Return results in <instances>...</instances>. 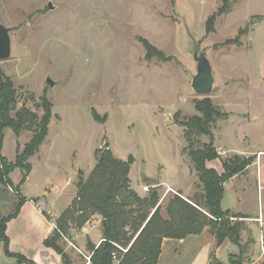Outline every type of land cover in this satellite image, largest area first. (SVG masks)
<instances>
[{"label":"rangeland","instance_id":"rangeland-1","mask_svg":"<svg viewBox=\"0 0 264 264\" xmlns=\"http://www.w3.org/2000/svg\"><path fill=\"white\" fill-rule=\"evenodd\" d=\"M245 1L0 0V22L10 28L11 44L10 57L0 61V72L14 86L16 109L24 107L40 117L45 95L52 112L45 141L28 159L32 167L28 181L20 183L23 171L17 168L9 176L11 187L0 185V217L13 212L19 197L40 196L44 190L41 199H48L50 208L45 212L56 228L57 218L76 196L77 183L93 169L101 146L118 159L133 161L130 180L134 186L148 187L144 196L157 192L161 215L175 194H167L166 185L150 187L151 183L172 185L185 198L201 195L179 125L198 115L195 104L205 98L191 89L196 74L192 55L199 50L205 53L214 78L206 97L224 114L211 126L220 158L206 166L221 173L224 160L251 158L246 171L224 185L221 209L247 217L241 234L243 264H261L264 257L258 254L257 239L264 236V122L250 121L249 114L260 109L252 107L255 83L246 70L245 50L252 21L247 9L262 0ZM212 16L208 32L207 20ZM142 40L166 59H147ZM47 77L52 86L46 84ZM223 101L234 102L226 111L240 112L238 103L246 109L229 120ZM258 101L264 104V92L260 91ZM92 109L106 119L95 121ZM31 136L30 131L15 136L6 129L0 155L14 163L16 150L21 151ZM195 139L209 142L205 136ZM143 176L150 182H144ZM259 216L261 223L256 221ZM15 230L22 235L27 229ZM28 232L40 239L39 226ZM200 235L186 246L188 251L180 250L167 263L189 264L192 259L193 264H210L212 253L220 264H230L229 258L239 254V248L228 241L215 247ZM79 237L80 229L74 228L60 245L74 264H85L90 254L79 252ZM15 262L4 256L0 243V264Z\"/></svg>","mask_w":264,"mask_h":264},{"label":"trees","instance_id":"trees-1","mask_svg":"<svg viewBox=\"0 0 264 264\" xmlns=\"http://www.w3.org/2000/svg\"><path fill=\"white\" fill-rule=\"evenodd\" d=\"M213 16L207 20L209 32ZM241 34V33H240ZM226 44L231 43L226 41ZM236 43V40H234ZM146 58L166 59L164 54L146 40H142ZM16 91L11 80L0 72V152L6 129L15 136L22 131H30L32 136L23 149L16 150L15 162L10 163L0 155V185L9 189V175L15 169L23 171L20 183L23 184L31 171L28 159L35 155L45 141L48 125L52 118L51 103L45 95L41 97L42 115L39 117L28 109H16ZM198 115L180 122L187 142L185 152L192 169L196 172L202 189L201 195L183 199L181 193L171 196L164 205L166 218L161 215L162 207L158 203L156 191L140 197L132 190L129 170L132 160L123 161L113 156L105 147L95 153V165L87 179L77 183V192L71 203L56 220V228L43 241V246L52 249L60 256L61 264H72L69 256L60 245L62 238L74 228L81 229L95 215L100 216L102 241L98 246L87 242L90 264H158L163 239L182 240L188 236L207 232L214 238L216 246L223 241L237 246L239 254L229 258L230 264H243L244 252L241 234L247 217L221 209L224 185L230 179L241 175L251 164V158L235 156L221 163L222 172L206 166L207 162L218 160L220 154L213 146L212 124L224 114L213 105L208 97L196 102ZM91 115L95 121L102 122L94 109ZM205 136L208 143H201L195 137ZM194 144H200L193 147ZM25 198L19 197L13 212L0 217V243L6 257L16 259L17 264H36L21 254L9 251V239L6 235L7 223L17 216ZM47 220L48 215L42 213ZM117 247L126 249L123 253ZM116 253L115 263L111 254ZM210 264H220L211 253ZM264 264V261L261 263Z\"/></svg>","mask_w":264,"mask_h":264},{"label":"crops","instance_id":"crops-1","mask_svg":"<svg viewBox=\"0 0 264 264\" xmlns=\"http://www.w3.org/2000/svg\"><path fill=\"white\" fill-rule=\"evenodd\" d=\"M247 2H249V0L245 1V3ZM254 4L255 6H253L252 4L247 9V12L250 13L248 15L252 18V21H251V25L249 24L251 26V29L248 33V39H247L248 50H245V52L249 56L247 62L248 66H246V70H249V74L253 76L252 80L255 83L256 93L254 94V102H252L253 103L252 105L254 106L252 107L255 109H260V111L256 113H250L249 116H250V121L254 123L259 122L260 124H262L264 122V104H259L258 99L260 96V91H262V94L264 92V0L258 3L255 2ZM253 20L256 21L253 22ZM243 63L245 62L243 61ZM231 103L234 102L223 101V107L225 110L224 112L229 115V120H231L230 118L234 116L233 114H242L243 111L246 109L245 107L242 106L241 103H238L239 107L241 108L240 112L226 111L225 107H228L229 105H231ZM31 172H32V167L25 182L28 181ZM128 177H130V172ZM143 178L146 179L144 180V182H150L149 180L150 178L146 176H143ZM159 185L167 186L166 188L167 194L169 193L177 194L176 191L183 192L182 190L174 188L172 187V185H167L164 182L160 184L151 183L150 187H159ZM130 186L132 190H134L138 194V196L144 197L145 194L143 193V186L138 185V183L137 185L135 184L134 186L131 180H130ZM44 193L45 191L43 190L40 193V196H36V197L23 196V198H25V202L21 205L17 216L12 218L7 223L6 226V235L9 239V251L11 253L21 254L27 259L34 261L36 264H61L60 256L57 255L52 249L43 246L44 239L48 237L51 234V232L54 230L51 221L47 220L46 217L42 214L43 212H45V210H47L48 212L50 209L48 204V199L46 200L41 199V196ZM182 198L186 200L185 197ZM73 199L74 197L71 198L67 206L71 203ZM232 213L239 214L236 212H232ZM162 216L166 218L165 214ZM100 222H101L100 216L95 215L84 225V227L80 229V237L78 238V240L82 239L81 246L78 245L80 253L81 250H85V252L90 254L86 248L87 242H90L95 246H98L101 243L102 234L100 231ZM20 226L22 227L23 231L27 229L26 231H24L22 235H19L15 230V227H20ZM33 226H39L41 228L40 239H37V236L36 235L34 236L32 233L29 234L28 230L31 231ZM203 234L207 238V243L210 240H212L216 247L214 238L208 235L207 232H203ZM71 235L73 234H70V237ZM200 236L201 235H192L182 240L163 239L161 245V252L158 258V264H168L167 262L169 260V257H172L173 255L179 253L180 250L181 251L185 250V252L188 251L186 246L191 244L192 241L196 240L197 238H200ZM190 261L192 262L191 263L189 262V264H193L194 260L191 259ZM71 262L72 264H74L73 260H71ZM85 264H90V262L88 263L87 261Z\"/></svg>","mask_w":264,"mask_h":264},{"label":"water","instance_id":"water-1","mask_svg":"<svg viewBox=\"0 0 264 264\" xmlns=\"http://www.w3.org/2000/svg\"><path fill=\"white\" fill-rule=\"evenodd\" d=\"M48 8L52 9L51 4H48ZM10 28L4 27L0 22V61L6 60L11 54L10 44ZM193 60L196 62V74L191 80V89L195 94L199 96H208L213 90L214 78L210 63L204 52L195 50L193 52ZM48 86H52L53 82L49 77L45 80ZM101 146V150L104 149ZM81 171H79L80 173Z\"/></svg>","mask_w":264,"mask_h":264},{"label":"built area","instance_id":"built-area-1","mask_svg":"<svg viewBox=\"0 0 264 264\" xmlns=\"http://www.w3.org/2000/svg\"><path fill=\"white\" fill-rule=\"evenodd\" d=\"M143 191H148V187H143ZM257 222L261 223V218L259 217L258 219H256ZM52 226L55 228L54 224L52 223ZM120 251H122L123 253L126 251V249H121L119 247H117ZM257 251L259 256L262 258L264 257V236L262 234H260L258 240H257ZM111 258L112 260L117 263L118 262V256L116 253H112L111 254ZM87 261L89 263V258H87Z\"/></svg>","mask_w":264,"mask_h":264}]
</instances>
